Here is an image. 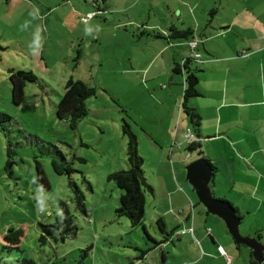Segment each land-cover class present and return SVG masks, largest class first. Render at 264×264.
Returning a JSON list of instances; mask_svg holds the SVG:
<instances>
[{
	"label": "rangeland",
	"instance_id": "374dc122",
	"mask_svg": "<svg viewBox=\"0 0 264 264\" xmlns=\"http://www.w3.org/2000/svg\"><path fill=\"white\" fill-rule=\"evenodd\" d=\"M245 1L249 0H199L193 19L200 27L203 22V28L209 20L216 24L220 18L223 23V18L248 7ZM258 5L264 11V0ZM202 9L207 10L204 16ZM212 9L216 14L210 16ZM183 11L181 0H0V112L10 118L6 128H0V264L21 258L36 264H207L202 250L206 243L213 245L209 237L203 238L206 229L231 256V264H251V251L236 246L224 224L198 204L184 167L202 152L201 157L218 171L212 189L215 198L238 208L243 236L260 234L264 244V156L239 164L238 145L229 146L220 137L203 141L188 159L186 145L170 152L178 118L188 123L180 106L182 78L173 74L172 67L190 52L186 46L169 47L183 39L168 42L169 36L157 37V33L171 34L172 24L181 28L180 21L189 19ZM26 21L29 26L21 31ZM89 27L93 31L86 34ZM37 33L40 47L33 51L29 46ZM237 35L235 27L219 39L220 44L233 49ZM19 70L31 71L38 80H24V98L16 105L9 76ZM70 77L96 89V95L85 101L88 115L75 128L55 116ZM207 78L216 83V77ZM216 88H209L207 82L198 84L201 95L189 101L206 104L204 125L211 132L210 94ZM244 110L241 116L247 118L262 109ZM259 115L264 117L263 112ZM237 117L238 112L229 113V118ZM123 120L137 137L145 178L153 189L152 194L144 193L143 225L138 227L116 213L122 192L109 179L111 173L129 168ZM242 145L249 150L264 147L261 141ZM53 162L63 169L61 174L54 171ZM37 164L47 188L37 185ZM78 193L85 213L77 205ZM38 195L44 198V212L38 210ZM189 215L193 221L187 226L201 234L180 235L155 245L164 237L159 218L170 232ZM10 229L22 230V251L1 249L3 235ZM142 251L147 253L140 260Z\"/></svg>",
	"mask_w": 264,
	"mask_h": 264
},
{
	"label": "crops",
	"instance_id": "0c3cea01",
	"mask_svg": "<svg viewBox=\"0 0 264 264\" xmlns=\"http://www.w3.org/2000/svg\"><path fill=\"white\" fill-rule=\"evenodd\" d=\"M181 1L184 5L183 14L189 19H186L185 22L180 21V24L182 25L181 28L174 24H172L171 27L179 30L188 29L191 31L192 35L187 39H183V42L172 43L171 41H168L171 42L169 47L178 49V47L186 46L190 52L189 56L191 53L197 54L199 59L198 62L195 63L202 64L201 67L196 66L198 71L201 70L200 75L197 76L199 81L198 84H205L207 82L209 84V88L217 86L216 90L210 94L214 103L211 105L214 112V117L212 119V121H214L212 125V129L214 131H208L204 125V119L206 116L203 115V110L206 109V104L204 102L193 101L191 105L199 111L202 118L199 131L202 136V138L199 139L200 145H202L203 141H207L206 139L217 137H220V141L227 142L229 146L230 144L238 145L241 150L240 153H237L239 156L236 158L239 161V164L244 163L245 159H254L255 155L264 156V147L256 150H249L242 145L244 142H254L258 144V142L261 141L264 143V117L259 115L261 112L264 113V11L259 8V0L245 1L247 2L248 7L238 9L232 18H223V20H225L223 23L220 22V18L215 19L216 24L209 20L205 25V28H203V22H201L202 27H200L193 19L195 10L199 8V5L197 4L199 0ZM175 10L177 9L174 8L173 16L175 14ZM200 11L202 16H204V13L207 10L202 9ZM214 14H216V11L212 9V11L209 12V15L212 16ZM235 27L238 30V44H236L233 49H230L227 45L222 46L220 44L222 41H219V39H224V37ZM157 35H161L166 38L168 33L161 32L157 33ZM220 47H222V49H220ZM225 47L232 50V52H228V49ZM184 59L186 58H183L180 63H182ZM207 75L213 78L216 77V83L214 79H208ZM181 78L182 87L184 88L183 76ZM171 80L173 79L171 78ZM203 88L206 87L203 86ZM172 92L176 95L173 99V105L175 106L179 91L176 88V90H172ZM204 95H207L206 91ZM214 95L216 97H213ZM255 107L262 110H259V113L255 110L254 114L250 113L247 118L245 116H241L242 111L246 112L244 108ZM230 112H238L237 118L239 119L242 117L243 123L238 119L229 118ZM223 114H225L224 117ZM178 121L179 122L173 134V139H171L172 142L170 143V152L174 150H182L181 147L184 145H186L184 150L187 151V145L190 144L189 139H196V137L193 136L194 134L190 129L189 123L185 124L180 117L178 118ZM222 121L223 124L221 123ZM260 122L262 123L258 124ZM236 126H238L240 130H237L235 128ZM216 130L219 132V135L215 133ZM207 132H210V134ZM164 140H168V135ZM189 154L190 152H188L185 156V159L190 158ZM205 159L213 168L211 161L208 158ZM259 161L261 160L259 159ZM262 164H264V162ZM217 172V169L213 170V177L210 182V189L212 193L214 192L212 189L215 187V177ZM259 178L260 183L263 179L261 176ZM190 206L191 209L194 207L192 203H190ZM232 206L234 207V205ZM234 208L237 213L238 208ZM216 219L223 223V221L219 218ZM181 220L183 222L180 221L182 223L180 224L179 222L178 224L180 225H176L178 229L174 235H172L171 240L179 238L180 235L189 234L194 237L196 234H201L200 229H197L196 231L194 226H192V228L188 227L186 224L187 221H190V223L193 221V215L186 216V218ZM227 234L229 235L228 232ZM207 237L210 238V242L213 247L208 246L206 243L204 250H202V258L209 259L206 263L219 264L218 261H220L223 264H231V256L227 255L224 248L221 246L222 244L217 245V239L213 236V231L211 229H206L205 235L203 236L204 240ZM220 249H222L225 255L220 253ZM215 252L218 254L217 257L214 254ZM226 257H229V261H227ZM251 259L252 256L250 258V262ZM189 263H192V261Z\"/></svg>",
	"mask_w": 264,
	"mask_h": 264
},
{
	"label": "trees",
	"instance_id": "16d2710c",
	"mask_svg": "<svg viewBox=\"0 0 264 264\" xmlns=\"http://www.w3.org/2000/svg\"><path fill=\"white\" fill-rule=\"evenodd\" d=\"M171 34H168L167 41L175 39H187L192 34L190 30H179L174 27H170ZM157 37H160L157 35ZM197 63L198 60H193L188 57L182 61V63H173L172 72L175 75L183 76L184 88L182 94V100L180 102L181 109L188 120L190 129L193 136L196 137L195 140H192L190 144L187 145L186 150L192 152L199 150L200 140L202 136L200 135V127L202 123V118L199 111L192 107L189 104L190 99L199 97L201 94L198 91V77H197V68H193L191 65ZM195 63V64H196ZM13 69H10L9 72H13ZM28 80L31 83L37 82V78L33 75L31 71L23 72L21 70L15 72L13 75L9 76L10 86H11V95L12 102L16 105L20 104L23 101L24 93V80ZM64 93L56 105L55 116L57 119L66 121L69 123L70 128H75L76 124L85 118L88 115V108L85 101L96 95V89L90 87L85 82L81 80H74L69 78L64 86ZM10 121L9 116L0 112V128L5 129V123ZM122 133L126 138V157L129 168L127 170H119L113 172L109 175V179L113 181L118 189L121 190V195L119 197V206L116 209V213L119 216L125 217L132 227L142 226V220L144 215V205H145V195L144 193L148 191L153 193V189L148 185L144 170H143V159L138 153V143L137 137L132 132L130 124L123 120ZM199 156H202V152L199 151ZM54 171L57 174H61L63 169H60L58 165L54 162L52 163ZM215 170V168H212ZM66 173H71L70 168H66ZM36 177L37 185L43 188H47L48 182L44 177L41 167L36 165ZM82 195H77V205L82 207V210L85 213L82 203ZM239 216V213L237 212ZM160 232L164 235L162 241L156 242V246H159L165 242L171 241L172 235L177 231V227H174L170 232L166 231L165 223L161 218L158 219ZM44 231L49 233L50 230L44 226ZM23 236L21 229H10L3 235V244L1 249L7 252L22 251L20 249V241ZM256 238L260 240L261 235L256 234ZM44 240L42 237L41 240ZM146 251H142L140 255V260L146 255ZM251 258V257H250ZM251 264H256L251 259ZM6 264V263H4ZM13 264H36L33 260L27 258L16 259L13 261Z\"/></svg>",
	"mask_w": 264,
	"mask_h": 264
},
{
	"label": "water",
	"instance_id": "95a60500",
	"mask_svg": "<svg viewBox=\"0 0 264 264\" xmlns=\"http://www.w3.org/2000/svg\"><path fill=\"white\" fill-rule=\"evenodd\" d=\"M184 169L186 181L195 193L198 203L205 208L206 214L222 220L235 244L248 248L256 264H264V244L256 237L243 236L240 233L241 219L237 216L235 208L229 202L213 196L210 189L213 169L209 162L200 157Z\"/></svg>",
	"mask_w": 264,
	"mask_h": 264
},
{
	"label": "clouds",
	"instance_id": "9594fccd",
	"mask_svg": "<svg viewBox=\"0 0 264 264\" xmlns=\"http://www.w3.org/2000/svg\"><path fill=\"white\" fill-rule=\"evenodd\" d=\"M28 26H29V22L26 21L21 26V31L26 30L28 28ZM85 31H86V34H90L93 31V29L89 27V28H86ZM33 45L29 46L33 51H35L36 49H38L40 47L38 33L36 35V39L33 42ZM32 182L36 183V178L35 177H33V181ZM37 202H38V210L41 211V212L46 211V205H45L44 198L42 197V195H38L37 196Z\"/></svg>",
	"mask_w": 264,
	"mask_h": 264
},
{
	"label": "built area",
	"instance_id": "2783aa9c",
	"mask_svg": "<svg viewBox=\"0 0 264 264\" xmlns=\"http://www.w3.org/2000/svg\"><path fill=\"white\" fill-rule=\"evenodd\" d=\"M189 57L192 58L193 60L199 59V56L195 53H191ZM191 141H192V139L191 140L189 139V143H191ZM220 253L225 255L224 252L222 251V249H220ZM226 259H227V261H229V257H226Z\"/></svg>",
	"mask_w": 264,
	"mask_h": 264
}]
</instances>
